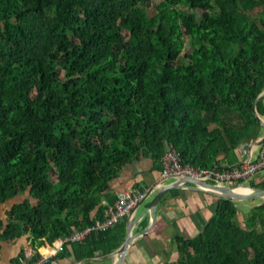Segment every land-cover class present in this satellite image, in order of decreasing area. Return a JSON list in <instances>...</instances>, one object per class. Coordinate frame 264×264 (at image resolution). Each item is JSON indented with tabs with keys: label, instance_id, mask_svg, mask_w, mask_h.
<instances>
[{
	"label": "trees",
	"instance_id": "16d2710c",
	"mask_svg": "<svg viewBox=\"0 0 264 264\" xmlns=\"http://www.w3.org/2000/svg\"><path fill=\"white\" fill-rule=\"evenodd\" d=\"M148 6L0 0L1 239L27 232L52 244L94 224L118 198L113 180L136 159L152 158L161 172L170 150L183 166L242 165L237 150L261 127L255 110L264 118V0ZM225 108L240 126L229 124ZM249 184L264 189V171ZM260 200L247 201L245 214L217 198L198 235H175V264H264ZM127 218L64 243L53 264H94L113 253Z\"/></svg>",
	"mask_w": 264,
	"mask_h": 264
},
{
	"label": "crops",
	"instance_id": "0c3cea01",
	"mask_svg": "<svg viewBox=\"0 0 264 264\" xmlns=\"http://www.w3.org/2000/svg\"><path fill=\"white\" fill-rule=\"evenodd\" d=\"M223 113L230 125L240 126V117L236 112L225 108ZM262 138H264V128L261 126L239 147L237 152L242 164L258 158L261 146H257L255 142ZM161 170L162 165L157 167L152 158L143 157L133 160L125 165L119 176L113 180L111 197L117 198L120 193L139 186L149 187L151 190L156 188L161 182ZM172 182L174 180L170 179L163 184L168 185ZM174 189L181 191L180 194L185 196L175 197L170 191L163 196L164 199L158 206L155 226L148 234L135 238L123 264H175L178 259L175 235L194 237L202 231L204 224L213 216L218 197L190 189ZM154 196L148 197L131 214L135 217L141 216L148 209ZM260 201L264 203V200ZM146 220L148 225L142 227L141 223ZM149 222V215L143 216L135 225L133 233H140L146 229ZM6 223L5 212H0V234ZM60 249L58 240L52 244L38 245L27 232L12 241L0 238V264H32L39 252L47 254L55 251L54 253L57 254ZM109 255L97 256L90 260L94 261V264H107L106 261H109L108 264H113L115 257ZM72 263L79 264L81 261L69 262V264Z\"/></svg>",
	"mask_w": 264,
	"mask_h": 264
},
{
	"label": "built area",
	"instance_id": "2783aa9c",
	"mask_svg": "<svg viewBox=\"0 0 264 264\" xmlns=\"http://www.w3.org/2000/svg\"><path fill=\"white\" fill-rule=\"evenodd\" d=\"M163 172L161 174V182L152 189L149 187L134 188L119 194L113 203H105L106 208L102 218L95 220V223L82 229H74L70 234L65 235L58 240L60 248L66 242L81 241L92 231L105 230L114 226L119 221L128 217L135 210L137 204L150 192L158 191L165 185L163 182L167 180H209L217 186L240 185L241 181H249L256 178L259 173L264 171V144L260 147L259 156L256 160H249L240 166L225 170H204L191 165L183 166L179 154L175 150H170L164 157ZM55 252V251H54ZM38 253L32 264H53V256L56 253Z\"/></svg>",
	"mask_w": 264,
	"mask_h": 264
},
{
	"label": "water",
	"instance_id": "95a60500",
	"mask_svg": "<svg viewBox=\"0 0 264 264\" xmlns=\"http://www.w3.org/2000/svg\"><path fill=\"white\" fill-rule=\"evenodd\" d=\"M264 96V91L258 97V100ZM257 100V101H258ZM255 115L260 120L261 126L264 128V120L261 118L257 111L255 110ZM257 146H261L264 144V138L255 142ZM215 169V168H213ZM239 187L246 188L248 192L240 193L237 192ZM174 188H183V189H190L200 192H205L207 194L214 195L218 198L228 199L233 202H244V201H252V200H264V189L251 186L250 184L243 183L240 185H232V186H217L209 182V180H195V179H182L172 182L161 188L158 191L149 192L138 204V207L143 201H145L148 197L150 198L152 195H155L151 200L148 209L139 217H135L134 215L130 214L127 219V230H126V237L122 245L113 253H111L110 257H115V261L113 264H123L126 258V255L129 251L130 246L132 245L133 241L136 237L144 236L148 234L156 224L157 220V212L158 206L161 201V198L170 190ZM135 207V208H136ZM149 215L150 222L149 226L142 230L140 233H133V229L137 222L145 215Z\"/></svg>",
	"mask_w": 264,
	"mask_h": 264
},
{
	"label": "rangeland",
	"instance_id": "374dc122",
	"mask_svg": "<svg viewBox=\"0 0 264 264\" xmlns=\"http://www.w3.org/2000/svg\"><path fill=\"white\" fill-rule=\"evenodd\" d=\"M160 0H149V8L148 10L151 11L152 10V7L157 3L159 2ZM262 10L258 9V10H254L251 15L254 16V17H257L261 14ZM247 184H249V181H247ZM22 197L19 196V199H21ZM260 202V201H259ZM248 203L247 201H244V202H237V206L238 208L240 209V211L242 213H247L249 211V208H248ZM3 207V205H1ZM106 263L108 264L109 261H106Z\"/></svg>",
	"mask_w": 264,
	"mask_h": 264
},
{
	"label": "bare ground",
	"instance_id": "6f19581e",
	"mask_svg": "<svg viewBox=\"0 0 264 264\" xmlns=\"http://www.w3.org/2000/svg\"><path fill=\"white\" fill-rule=\"evenodd\" d=\"M237 190H238L237 192H240V193L248 192V190L246 188H243V187H239Z\"/></svg>",
	"mask_w": 264,
	"mask_h": 264
},
{
	"label": "clouds",
	"instance_id": "9594fccd",
	"mask_svg": "<svg viewBox=\"0 0 264 264\" xmlns=\"http://www.w3.org/2000/svg\"><path fill=\"white\" fill-rule=\"evenodd\" d=\"M175 181V180H174ZM247 183V182H246ZM166 186V185H165ZM156 192V191H155Z\"/></svg>",
	"mask_w": 264,
	"mask_h": 264
}]
</instances>
